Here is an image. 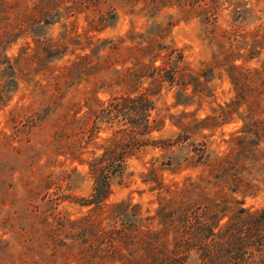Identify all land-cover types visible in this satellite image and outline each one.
Segmentation results:
<instances>
[{"label":"rangeland","instance_id":"rangeland-1","mask_svg":"<svg viewBox=\"0 0 264 264\" xmlns=\"http://www.w3.org/2000/svg\"><path fill=\"white\" fill-rule=\"evenodd\" d=\"M33 1L24 0V6H32ZM87 2L89 8L43 27L40 33L58 42L62 55L46 59L48 71L35 70L30 76L32 82L18 74L17 90L8 94L9 100L0 105V188L20 200L25 195V181L35 183L48 177L53 185L47 197H39L34 203L44 208L50 198L64 196L49 205L50 220L53 217L76 220L87 214L89 207L80 206L75 198L89 196L92 180L88 162L101 154V146L111 134L105 124H98L100 130L92 136L89 130L94 125L95 114L114 97L147 93L155 104L152 116L163 121L161 130L153 132L150 138L173 140L180 132L176 119L183 113H189L184 121L194 124L218 115L219 107L233 101V86L228 76L231 63L243 69H262L264 62V0H162L151 1L148 6L145 0ZM88 16L106 19L93 29ZM34 38L29 31H16L0 51L12 60L25 49L33 54ZM150 45L153 51L141 60L143 63L157 67L174 49V56L182 55L181 63L199 85L171 84L162 81L156 73L151 77L146 75L134 85L121 84L119 73L140 70L136 60L128 57L127 47ZM154 54L159 56L151 62ZM84 55L86 60H80ZM77 61L82 62L72 67ZM32 68H36V63H32ZM64 68H72L69 78L62 77ZM35 82L40 87H34ZM56 83L60 87L58 92ZM91 97H96L99 103L88 106ZM55 99L59 105L53 104ZM185 99L189 100L183 103ZM14 109H26L29 117L22 116L16 124L10 123V111ZM243 111L244 107L229 120L200 131L191 140L205 142L211 157L226 154L231 147L229 140L246 122ZM33 113L36 122L45 116L43 122L33 126L30 122ZM260 149L264 151V142ZM189 155L186 145L145 148L128 162L121 177L112 179L108 202L124 201L139 206L142 216L153 215L158 207L159 191L152 190L153 183L144 181L149 169L152 165L158 169L164 185L181 183L185 177L206 170L202 165L187 166L184 159ZM169 159L171 166L161 167ZM31 168L32 175L28 172ZM260 187L255 196L235 197L243 201V207L259 209L264 207V186ZM10 209L0 200V264H5L4 246L10 239L5 224ZM187 264H201L195 252L190 253Z\"/></svg>","mask_w":264,"mask_h":264},{"label":"trees","instance_id":"trees-1","mask_svg":"<svg viewBox=\"0 0 264 264\" xmlns=\"http://www.w3.org/2000/svg\"><path fill=\"white\" fill-rule=\"evenodd\" d=\"M136 1L126 0L127 3ZM151 1L162 0H145L146 6ZM83 8H89L87 0H34L30 7L24 6V0H0V47L4 48L16 31H29L36 37L33 54L25 49L12 60L0 51V105L9 100L8 94L17 90L18 74L32 82L30 76L35 70L48 71L46 59L62 55L58 42L40 33L43 27ZM87 18L93 29L106 19L103 16L97 20L93 16ZM152 51V45L127 47L128 57L136 60L140 70L119 73L121 84L134 85L146 75L151 77L156 73L162 81L171 84L199 85L181 63L182 55L174 56V49L157 67L143 63L141 60ZM158 56L152 55L151 62ZM80 58L85 61L87 55ZM77 62L72 67L82 61ZM32 63H36L35 69ZM64 69L62 77L69 78L72 68ZM228 76L233 86V101L219 107L218 115L194 124L184 121L189 113H183L176 119L180 132L173 140L150 138L153 132L161 130L163 121L152 116L155 104L145 92L123 94L102 106L89 131L92 136L100 130L98 124H105L111 134L101 146V154L88 162L91 192L87 198L75 200L89 209L79 219L53 217L50 220L49 205L63 195L50 198L44 208L34 203L39 197H47L53 185L48 177L35 183L25 181V195L20 200L0 188L1 202L11 208L5 219L10 235L4 246L5 264H187L191 252L197 254L201 264H264V207L245 208L243 201L235 197L237 194L255 196L261 190L260 185L264 186V151L260 149L264 142V119L261 118L264 62L262 69H243L231 63ZM55 86L56 92L60 91L59 83ZM34 87L40 84L35 82ZM57 100L53 104L59 105ZM186 100L189 99L183 103ZM98 103L96 97H91L88 106ZM242 107L246 122L229 140L231 147L226 154L211 157L205 142L191 140L200 131L229 120ZM28 113L26 109H14L10 111L9 122L16 124ZM30 117L33 126L45 118H37L36 122L35 113ZM183 145L189 147L190 155L184 159L186 165H202L206 170L167 186L152 165L144 181L153 183L152 190L159 191L158 207L153 215L142 216L139 206L124 201L108 202L112 179L121 177L128 162L145 148ZM171 162L170 159L162 162L161 167H170ZM32 168L28 170L31 175Z\"/></svg>","mask_w":264,"mask_h":264}]
</instances>
